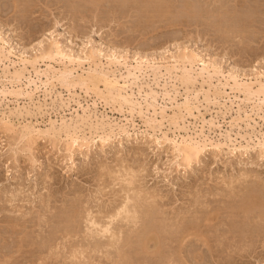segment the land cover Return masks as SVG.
Listing matches in <instances>:
<instances>
[{"label": "rangeland", "instance_id": "1", "mask_svg": "<svg viewBox=\"0 0 264 264\" xmlns=\"http://www.w3.org/2000/svg\"><path fill=\"white\" fill-rule=\"evenodd\" d=\"M217 3L213 0H0V36L9 42L10 50L17 57L38 56L36 65L40 72L35 75L30 68V73L25 72V78L20 83H12V86L10 81L1 77L0 90H20L23 94L27 91L35 94V100L40 97L43 101L44 91L50 90V87L42 84L46 77L41 74L50 61L41 60L39 52L49 45L53 37L64 41L67 49L81 53L85 48L98 47L105 50L104 54L113 52L118 56H128L129 63H133L138 55V58L141 56L155 61L186 50L200 54L207 62L216 61L224 70L223 75H227L224 78L234 73L242 77L240 80L245 78V81L248 78L244 75L252 78V75L263 72L264 0H221ZM11 59L16 60L13 66ZM10 60H4V66L0 62V72L7 65L10 71L22 69L16 56H11ZM51 63L57 65L56 68L60 67ZM162 76L158 86L152 83V76L149 81L146 79L158 94L155 103L157 110L164 109L167 115L178 113L175 107L182 104L179 102H184L185 91L183 87H178L177 101L173 99V93L164 95V91L161 92L163 85L167 83L171 90L174 82L166 74L162 73ZM217 78L212 79L215 85L218 84ZM219 78L225 83V79ZM198 82L202 81L199 79ZM58 86L56 84V89H53L52 97L55 91H59L65 100L68 99L69 93ZM225 91L229 95V98L226 95L221 100V109L225 111V106L229 108L225 118L217 114L218 107L213 104L209 105L207 112L204 109L206 104H196L206 120L214 117L216 125L221 123V129H216V133L209 132L206 124L205 134H209L216 143H224L226 132H230L235 144L245 145V141L239 136L237 138L236 133L242 132V135L244 131L252 133V130L245 129L241 122L238 124L241 123L243 130L238 129L230 121L238 116L239 110L243 117V109L249 113L251 103L244 102L243 96L230 91L229 87H225ZM76 93L75 97L82 106L90 105L93 108L91 103L96 100L93 95L88 96L80 89H76ZM8 95L0 92L1 112L14 105V99ZM201 96L200 100L203 98ZM49 99L46 98L50 104ZM97 103L98 111L110 117L122 118L125 114H118L116 110L113 112L112 106H104L100 100ZM69 105L71 109L82 112L72 100ZM68 109L65 108L66 113L62 114H70ZM50 114L53 119L56 118V113L51 111ZM125 115L128 116L127 113ZM252 116L258 121V125L254 122L252 125L260 130L264 123ZM134 120L140 129L137 135L133 132L130 137L116 135L104 144L95 137L93 142L89 140L90 147L76 145L68 151L66 141H51L46 136H39L27 142L19 138V133L13 134L0 124V264H264V221L257 218L253 221V214L247 213L246 217L242 211L244 205L250 202L251 195L252 198L254 194L264 198V149L258 144H251L248 150L237 149L231 153L229 150L233 146L229 149L227 145L208 146L199 152L192 163L187 164L178 159L169 145L158 146L148 132H144L145 127L138 116ZM192 120L197 122L193 118H188L187 122L193 123ZM189 122L186 124L189 125ZM231 124H234L233 129ZM15 125L18 127L17 121ZM199 125L197 122L198 131ZM164 130H169L166 122ZM170 131L168 133L172 136L173 128ZM86 136L90 138L88 134ZM79 143L83 145L87 141ZM125 168H131L139 178H135L138 184L134 182V186L157 194L156 205H153V209H156L149 211L148 219L151 220L143 215L141 220V225H144L142 230L154 224L158 227L157 231L159 227L163 228L159 231L162 237L159 234L158 249L152 248L148 254L140 247L144 240L141 229L133 234L127 231L131 227L127 229L129 226L126 228L125 224L116 225H124L131 238L123 235L126 233L122 234L123 240L128 242L129 239L131 242L128 245L121 243L122 248L119 245L122 252L121 249L111 248L97 252L91 244L92 239L87 237L89 235L85 236L87 231L83 218H86V211L91 208V213L94 212L99 218V211L105 213L125 196L122 187L126 185L120 181ZM155 211L157 213L153 215ZM210 216L213 219L207 222ZM143 220L145 224H142ZM186 225L190 229L199 226V231H196L200 234L202 230L206 232L202 233L208 236L204 237L206 243L200 238L189 237V241L187 239L188 242L181 246L182 229ZM178 228L182 229L179 231ZM76 248L85 250V257L71 258Z\"/></svg>", "mask_w": 264, "mask_h": 264}, {"label": "bare ground", "instance_id": "2", "mask_svg": "<svg viewBox=\"0 0 264 264\" xmlns=\"http://www.w3.org/2000/svg\"><path fill=\"white\" fill-rule=\"evenodd\" d=\"M213 1L217 3V2H220L221 0H213ZM220 7L222 8V6L219 5V8ZM63 42L64 41H60L59 39L53 37L52 40L49 42V45L46 46L45 48L42 47V49L39 52V55L42 58V59L40 58L41 60L45 59L46 61L47 59L48 61H50L48 62L50 64L48 65L46 64L47 69H45V71L43 72L44 74L43 73L41 74V75H45L46 77V81H43L42 84H44L47 87L48 86L50 87V90L45 89L43 101L40 100V97H38L37 100H35L33 97L35 94L27 93V91L25 92L26 94H23L22 91L12 90L11 88L10 89L12 91L8 90V88L6 90H0L1 93H4V94L7 93L14 99V105L12 108L8 107L6 111L4 112L0 111V124H3L4 127L7 128V130H9L10 132H14L13 134L19 133L20 139H24V140L26 139V141L29 142V141H32L36 137L46 136L50 138L51 141L52 140H56V141L63 140V142L66 141V143L69 145L68 149H66L67 151L76 145L80 147L81 146L84 147V145H88V142L90 139H91L90 143L93 142L95 137L100 138V140L103 141L102 143L104 144L106 140H109L110 138L116 135L117 136L124 135L127 137L132 136L133 133L137 135L140 129L137 127L134 118L138 116L142 120V123L145 127L144 132H148V135L154 139V141L156 142L158 146L163 147L165 144L169 145L171 150H173V152L177 155L178 159L180 158V160H182L184 163H187V164L192 163L193 160H195L196 157L198 156L199 152H202V150L205 148H208V146L220 147L221 145H227L228 149L229 147L233 146V149L229 150L231 153H233V151L237 149L248 150L251 147V144L253 145L258 144L264 149V125L263 127L260 128V130H256V127L252 125V122H254L255 125H258V121H256L252 115L257 117L260 121L264 123V104L262 103L264 102V70L263 72L252 75L253 76L252 78H249L247 75H244V77L248 79L243 81L245 78L240 80L242 77L236 76L234 73L228 74V78H224L227 75L226 76H224L225 74L223 75L224 70L223 69H222L223 71L221 70V66L219 67L216 61H214L215 63L207 62V60H205L200 54L188 52L186 50H182L178 54L170 55L169 58H163V56L161 57L162 59L158 58L161 60V62H159L160 60L158 59H156L158 60V62H156V60L154 61V59L152 60H150L149 58L145 59L146 57L141 58V56L140 58H138L139 57L138 55L137 58L133 57L134 58V62H133L134 64H133L131 62L129 63L128 61L129 59H127L128 56L127 57L122 56V55L118 56L117 54H114L113 52L112 53L109 52V54L108 53L104 54L103 51L105 50H102L101 48L99 49L98 47H91L89 49L85 48L86 50H83L85 52L82 51L81 53H79L76 50L75 52L72 49H67ZM10 49L11 47L9 46V42L6 41V39H4L2 36H0V62H3L4 60H10L11 56L12 57L16 56V58L18 59V63H19L18 65H21L23 67L22 69L14 68V71H10L7 68L8 65L5 66L6 68L2 69V71L0 72V80L2 77L5 80L10 81L11 83L9 82V84L12 86L13 85L12 83H20L21 80L25 78V74H26L25 72L30 73L29 71L30 68L34 72L35 75L36 74L38 75L40 73L36 65L38 64V61H37V59L39 58L38 56L32 58L29 56L25 57L24 55H21L17 57V55H15L13 51ZM104 59L106 60V62L104 61ZM10 61L12 62L11 63L12 66L16 63L15 62L16 60L12 61L11 59ZM51 62L58 64L60 67L56 68L57 65L54 66L52 65ZM3 66H4V62H3ZM162 69L164 72H162ZM162 73L163 75L166 74L167 76H169V78L174 82V83L172 82L173 84L171 83L172 84L170 87L171 90H169V85L167 83L163 85L162 87L163 90L161 92L164 91V95L170 96V94L173 93L174 95L173 99L176 100L177 93H179L178 87L179 86L183 87L185 91V95L183 94V96L185 97V99L183 97L184 102H179V104L180 103L182 104L176 105L175 107V108H178L177 109L179 111L178 113L174 112L171 115H167L164 109H162L161 111L159 110V112L157 110V106L155 103H156L158 94L151 88L148 82L149 81L148 79L153 77L152 83H155L158 86L159 85L158 80H161L159 78L162 76ZM219 75L223 79H225V83L221 82ZM214 77H218L217 85L212 83L213 81L212 79H214ZM199 79L202 82H198ZM197 83H200L198 84L199 86H197ZM56 84L57 86L59 84L58 87L61 86L63 90L65 89L66 92L69 93V98L67 96L68 99L65 100L63 98V93L59 91L58 92L55 91L54 98L52 97V92H54L53 89H56L55 88ZM225 87L226 88L229 87L230 91L236 92L237 95L240 94L241 96H243L244 102L251 103V105L249 106V109L251 108V111L249 113L247 109H243V113H244V117H243L241 115V110H239L238 116L236 118H232L233 120L231 119L230 121V122H233L235 125H237L236 128L238 129H242L240 124L243 123V126L245 125V129L252 130V133H249V131L248 132L244 131L245 134H242V135H241L242 132L236 133V137L239 136L242 140H244L245 145H243L242 143H236L238 144L236 145L234 143L236 141H232L231 135L229 134L230 132L229 133L226 132L227 130L225 131L227 134L226 136H224L225 138H223L224 143H221V142L216 143L209 136V134L208 135L205 134L206 124L208 126L209 132L212 131L213 133H216L217 132L216 129H221V125H220L221 123L219 125H216V123L214 122L215 121L214 117L213 118L211 117L212 119L210 118L211 120L209 119V121L206 120L205 114L199 110L200 108H198L196 104L198 103L206 104V106L204 105L205 107L203 106L206 112L209 110L208 109L209 105L213 104L215 107L216 106L218 107L217 114L219 115L220 113V115L223 118H225V115L227 114V111L229 109V108L227 109L226 106L224 109L225 111L221 109V107L223 106L221 103V100L222 99L224 100L226 95L228 96L227 98H229L228 93H226L225 91ZM76 89H80L88 96L93 95L94 99L96 98V100H94L93 103H91L93 108H91L90 105H86V107L85 105L82 106L81 102L75 97L77 95ZM200 94H202V96ZM200 96L203 97L202 98L203 100L202 99L200 100ZM47 97H50L49 99L51 101L50 104L46 100ZM139 97L141 98V100L139 99ZM20 100L22 102L19 103ZM71 100L76 104L77 107L82 109L81 113L76 108L75 109H71L72 107L70 108L69 102ZM97 100L102 101V105L104 103V106H107V105H110V107L112 106L111 109L113 110V112L114 110H116L115 112H118V114L127 113L128 116L123 114L122 118H114V117L108 116L107 113L105 114L103 112H99L98 107H97L98 106ZM66 101H68V103H66ZM256 101L257 102L260 101V103L262 104L257 103ZM65 108L67 109L69 108L68 110H70L69 111L70 114L68 115L62 114L66 111ZM50 110L56 113L55 119H53V117L51 116ZM158 116H160V120L158 119ZM45 117H47V119L43 120ZM40 118L42 119V121H39ZM188 118H193L194 120L199 122L200 124L199 131H198V126H196L197 122H195L196 123L195 124L194 121L192 120L193 123H190L188 121L189 125L186 124L188 123L187 122ZM16 121L18 122V127H16L15 125ZM165 122L169 126L168 131L164 130ZM238 122H241V123L238 124ZM190 124L193 126L192 128ZM233 125L231 126L232 127L231 129H233ZM172 128H173V132H172V136H170L168 132H171L170 130ZM157 133H159V135ZM221 133L223 134V132ZM86 134L90 136L89 139H87ZM80 141H83V142L87 141V144L82 143L83 145H80L79 143ZM121 166L119 165V167ZM135 175H136L135 172H133L131 168L130 169L125 168L124 173L120 175V181L122 180L123 182L122 184L126 185L125 188L122 187L123 188L122 191L123 193H125V196H123L122 194L123 196V198L121 197L122 200H119V203H117L113 208H111L108 211H105V213H102L99 211V214L101 215V217L99 216L98 218V216H95L96 214L95 215L93 214L94 212L91 213L92 211H91V208L89 207L90 210L88 209V211H86L88 213L85 214L86 218L82 217L83 222H86L85 230L87 231V233L85 231L86 233L85 236L89 235L87 237H90L92 239L93 243L91 242V244L94 245V247L93 245L92 247L93 249L95 248V250L97 249V252L99 251L101 253L103 249H109V248L121 249L122 248L121 245H123L121 243L128 245L127 243H129L131 240L130 235L126 233L125 231V227L127 228L128 226L129 227L127 229L131 227L130 231L127 229L126 230L133 234L136 232H140V229H141V233L144 235V240L143 242L140 243V247L142 250L147 252V254L148 252H150L152 248L158 249L160 245L159 243H160L161 238L159 237L161 236V233L159 231L163 228L161 227L160 229L159 227V231H157L158 227L157 225L155 226L154 224L153 226H149L147 228L144 227L145 229L142 230V227L144 225H141V220L143 219L142 215L143 217L145 216L147 219L149 218L148 217L149 211L153 209V205L155 204L154 202L156 201L155 199H156L157 194L154 195L150 192H144L142 190L143 188L141 189V188H137L136 186H134V182L136 181L135 178L137 177ZM114 181L116 180L114 179ZM136 183L137 182H135V185ZM242 211L244 214L246 213L245 214L246 217H247V213H251V215L253 214L254 215L252 217L253 221L255 220V218H257L263 222L264 221V198L256 197L255 194L253 195V198H252V195H251L250 202L244 205ZM242 211H239V212H242ZM154 213H157V212L155 211L152 214L155 215ZM243 213L241 215H243ZM79 215H81V213ZM197 218L195 217V219ZM147 219L146 221L151 220V218L148 220ZM212 219H213V216H210L208 217L206 221L208 222V221H211ZM144 220L142 221V224L146 223V222L143 223ZM156 221H158V219ZM118 223L125 224L127 226L124 227V225H121V226L119 225V227H116V225L118 226ZM139 223H140V226H139ZM122 226L124 227V229ZM146 226H148V224ZM177 226L178 225H176V227ZM137 227L139 229L136 230ZM184 227L183 229L180 228V230L181 229L184 230V232L181 235V239H180L181 246L184 245L182 243H184L189 237L191 238L197 237L203 240V242H205L204 237L206 235L204 234L203 236L202 233H206V232H203L202 230L201 234L200 232L198 233L199 226L198 227L196 226L197 227L196 229L198 231H196L195 228L190 229L189 226L187 227V225H186V228H188L189 230L188 229L185 230L186 228ZM123 230L125 232H123ZM178 230H175V231H178ZM66 232L68 231L66 230ZM123 233H126V234H123ZM122 234L129 235L128 237L130 240L127 239L128 242L126 240H123ZM133 234L132 236L136 237V235H133ZM69 235L70 234H68V237ZM140 235L141 234H139V236ZM124 237H127V236H124ZM207 237L208 236H206L205 238ZM173 238H175V236ZM121 239L125 242H123ZM141 239L143 238L141 237ZM136 244H134L133 246L135 247ZM119 245L121 246V248ZM82 248H79V249L76 248V250L73 249L74 251L72 252L71 258L74 257L77 259L78 256L82 257L85 252V250H82ZM181 248L179 250H181ZM120 251L122 252V249ZM136 251H137V248H136ZM138 252H140V250ZM118 253L120 252L118 251ZM123 253H125L124 250H123Z\"/></svg>", "mask_w": 264, "mask_h": 264}]
</instances>
